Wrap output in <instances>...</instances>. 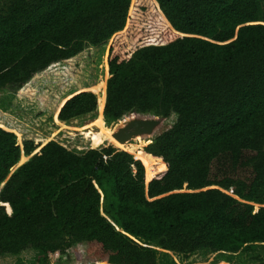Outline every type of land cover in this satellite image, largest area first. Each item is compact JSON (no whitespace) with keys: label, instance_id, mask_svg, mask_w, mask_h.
Segmentation results:
<instances>
[{"label":"trees","instance_id":"1","mask_svg":"<svg viewBox=\"0 0 264 264\" xmlns=\"http://www.w3.org/2000/svg\"><path fill=\"white\" fill-rule=\"evenodd\" d=\"M111 39L106 89L68 95L54 121L174 124L138 158L132 137L113 140L126 151L75 152L20 148L0 128V258L158 264L153 247L187 258L264 244V0H0V91Z\"/></svg>","mask_w":264,"mask_h":264},{"label":"rangeland","instance_id":"2","mask_svg":"<svg viewBox=\"0 0 264 264\" xmlns=\"http://www.w3.org/2000/svg\"><path fill=\"white\" fill-rule=\"evenodd\" d=\"M111 43L112 39L106 46L87 48L68 61L50 66L36 75L15 95L0 91V128L12 132L20 148L25 140L34 143L54 140L75 152L108 145L124 150L113 145V140L125 130L121 127V123H124L122 119L108 123L104 121L103 115L96 112L66 123L54 121L58 105L68 95L83 90L93 92L92 88L102 83L106 89L107 54ZM96 95L99 96L101 93ZM130 116L126 115L123 119L127 120ZM152 117L154 116L144 115L147 126L137 127L136 124H131L127 128L130 136L128 138H133L129 144L138 149L124 151L135 158L139 157L138 152L153 142L159 134L168 130L176 120V115L171 114L167 119L155 117V123H148V119ZM20 164L22 163L17 164L11 173ZM2 186L3 183L0 184V190ZM258 209L259 206L254 205V212ZM153 249L158 264H264V244H254L249 250L235 254L197 251L187 258L156 247ZM32 257L33 251L25 250L18 257H1L0 264H29ZM68 264L75 263L72 260Z\"/></svg>","mask_w":264,"mask_h":264},{"label":"water","instance_id":"3","mask_svg":"<svg viewBox=\"0 0 264 264\" xmlns=\"http://www.w3.org/2000/svg\"><path fill=\"white\" fill-rule=\"evenodd\" d=\"M132 4H133V2H132ZM130 10H132V5H131V8H130ZM105 103V102H104ZM131 116L130 117H128V119L127 120H125V122H127L128 121V123H126L125 125H124V129L125 130H123V131H121V133L119 134V136L121 137V138H119L121 141H123V139H125L126 137L128 138V137H130L129 136V131L127 130V128H128V126L129 125H131V124H133V125H135V126H137V127H141V126H147V123H145V118H144V115H139V114H130ZM148 123H155L156 122V119H155V117H152V118H149L148 119ZM151 121V122H150ZM122 127V126H121ZM126 138V139H127ZM229 195H231L230 193H228ZM232 196V195H231Z\"/></svg>","mask_w":264,"mask_h":264},{"label":"built area","instance_id":"4","mask_svg":"<svg viewBox=\"0 0 264 264\" xmlns=\"http://www.w3.org/2000/svg\"><path fill=\"white\" fill-rule=\"evenodd\" d=\"M140 115V114H139Z\"/></svg>","mask_w":264,"mask_h":264}]
</instances>
